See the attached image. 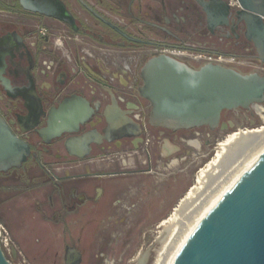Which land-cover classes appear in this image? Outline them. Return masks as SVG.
I'll return each instance as SVG.
<instances>
[{
	"label": "flooded vegetation",
	"instance_id": "flooded-vegetation-1",
	"mask_svg": "<svg viewBox=\"0 0 264 264\" xmlns=\"http://www.w3.org/2000/svg\"><path fill=\"white\" fill-rule=\"evenodd\" d=\"M59 1L69 17L51 0H2L9 7L0 9V117L29 146L20 166L0 171V212L9 218L19 211L26 215L19 239L0 222L9 247L2 251L11 264L36 263L39 258L51 264H98L104 257L100 233L121 226L114 220L116 214H130L138 207L139 200L130 203L128 181L151 173L164 158L175 166L179 135L191 132V140L180 141L198 148L201 138L234 129L239 118L253 126L257 123L249 117L264 115L263 103L249 112L222 111L214 129L170 132L147 124L150 104L138 92L140 69L148 58L160 55L146 54L149 49L202 51L195 40L213 34L218 46L203 51L264 66L255 58L243 24L235 19L239 7H231L227 0L223 1L229 10L226 14L221 10L212 31L206 12L209 0H107L104 7L83 0L120 30L149 44L126 41L78 0H73L77 11L69 0ZM229 68L262 74L241 66ZM132 72L136 80H129ZM75 97L89 103L91 120L77 133L51 138L47 128L55 110ZM113 99L139 125L137 137L108 141L121 132L108 131L105 113ZM93 130L99 135L88 138L87 154L81 146L66 149L67 139ZM148 134L156 135L152 138L158 143L152 154L143 146Z\"/></svg>",
	"mask_w": 264,
	"mask_h": 264
},
{
	"label": "water",
	"instance_id": "water-1",
	"mask_svg": "<svg viewBox=\"0 0 264 264\" xmlns=\"http://www.w3.org/2000/svg\"><path fill=\"white\" fill-rule=\"evenodd\" d=\"M78 2L98 21L123 39L137 40L104 17L83 0ZM237 23L245 28L247 41L256 49V59L264 65V0H237ZM69 17L59 0H51ZM221 10H229L223 0L206 4L208 29L219 23ZM213 34L199 35V46H218ZM220 43V41H219ZM123 45V44H122ZM139 95L150 104L147 124L170 132L200 127L214 129L222 111L249 112L264 102V74L241 73L216 64L193 68L171 56L160 54L148 58L140 69ZM48 122L51 138L77 133L89 123L93 111L89 103L75 97L55 110ZM108 131L121 130L110 138L137 137L139 125L120 109L113 99L105 113ZM97 131L72 137L65 142L70 151L81 146L89 152L88 138ZM29 155V146L15 136L0 117V171L18 167ZM0 264H11L0 247ZM158 264H264V152L232 183L214 205L173 245Z\"/></svg>",
	"mask_w": 264,
	"mask_h": 264
},
{
	"label": "rangeland",
	"instance_id": "rangeland-1",
	"mask_svg": "<svg viewBox=\"0 0 264 264\" xmlns=\"http://www.w3.org/2000/svg\"><path fill=\"white\" fill-rule=\"evenodd\" d=\"M249 119L257 124L250 126L247 121L239 118L234 129L221 134L216 133L210 138L205 136L201 138L198 148H191L180 141V139L185 141L192 139L191 132L182 133L174 143L177 151L174 158L178 161L175 166H169L164 158L163 164L153 166L151 173L129 180L130 194L135 199L130 198V203L139 200L138 207L130 214L126 211L116 214L114 220H118L121 226L103 230L100 233L101 240L98 245L99 249L102 248L104 257L98 259V264H134L137 256L147 247L149 236L155 234L158 225L170 216L180 200L191 189L197 172L214 157L219 144L239 131L264 128L263 114L254 118L249 117ZM152 137L156 138V135H146L144 143L147 145H143L149 148L151 154L156 152L158 147V143L155 142L157 139L154 140ZM5 218L8 220L9 216ZM52 250L41 254L47 255ZM155 256V252H151L146 264H153ZM37 260L36 263L27 261L15 264H51L39 261L43 260L42 258Z\"/></svg>",
	"mask_w": 264,
	"mask_h": 264
},
{
	"label": "bare ground",
	"instance_id": "bare-ground-1",
	"mask_svg": "<svg viewBox=\"0 0 264 264\" xmlns=\"http://www.w3.org/2000/svg\"><path fill=\"white\" fill-rule=\"evenodd\" d=\"M263 152L264 128L239 131L219 144L214 157L197 172L194 185L155 234L149 236L147 247L133 263L146 264L154 251L153 264H158Z\"/></svg>",
	"mask_w": 264,
	"mask_h": 264
},
{
	"label": "built area",
	"instance_id": "built-area-1",
	"mask_svg": "<svg viewBox=\"0 0 264 264\" xmlns=\"http://www.w3.org/2000/svg\"><path fill=\"white\" fill-rule=\"evenodd\" d=\"M228 4L231 7H239L237 0H227ZM146 54H164L171 56L179 61L182 62H189L193 64L199 65H206V64H216L221 65L224 67H233V66H241L247 68L249 70H260L262 74H264V66H255L252 65L250 62L245 60L236 59L234 57H226L222 55H215L208 53L206 51H197L191 50L182 47L176 48H169V47H162V48H153L145 51ZM135 73L129 75V80H136ZM264 103V102H263ZM262 103V104H263ZM259 107H262L261 105ZM264 110V109H263ZM0 247L1 249L9 250L8 241L6 236L3 233V229L0 227Z\"/></svg>",
	"mask_w": 264,
	"mask_h": 264
},
{
	"label": "crops",
	"instance_id": "crops-1",
	"mask_svg": "<svg viewBox=\"0 0 264 264\" xmlns=\"http://www.w3.org/2000/svg\"><path fill=\"white\" fill-rule=\"evenodd\" d=\"M106 1L107 0H89V2L93 4L95 7L106 6L105 4ZM69 2H70L69 3L70 7H72L74 11H77L78 9H77L75 2L73 0H69ZM202 43L203 42H201L200 40H195V44L197 45L198 44L201 45ZM203 48L204 47H200L201 50H204ZM71 69H72V66L68 67L67 70L71 71ZM16 207L19 208L18 204ZM25 216L26 215L22 211H19L14 216L11 215L10 218L7 220L5 218L6 216H4L2 212H0V222L8 227V229L10 230V232L12 233L15 239H19L21 234H24V231H25V228L20 227L21 225L24 224L23 221H24Z\"/></svg>",
	"mask_w": 264,
	"mask_h": 264
},
{
	"label": "trees",
	"instance_id": "trees-1",
	"mask_svg": "<svg viewBox=\"0 0 264 264\" xmlns=\"http://www.w3.org/2000/svg\"><path fill=\"white\" fill-rule=\"evenodd\" d=\"M9 6H7L2 0H0V9H8Z\"/></svg>",
	"mask_w": 264,
	"mask_h": 264
}]
</instances>
